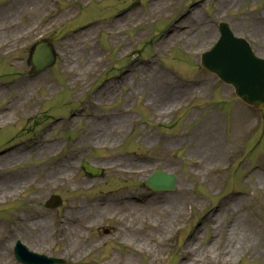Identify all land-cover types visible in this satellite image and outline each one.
I'll list each match as a JSON object with an SVG mask.
<instances>
[{
  "label": "rangeland",
  "instance_id": "rangeland-1",
  "mask_svg": "<svg viewBox=\"0 0 264 264\" xmlns=\"http://www.w3.org/2000/svg\"><path fill=\"white\" fill-rule=\"evenodd\" d=\"M29 1L0 0V59L4 60L0 62V65L4 64L12 68L3 67L2 69L0 66V85L16 79L18 75V79L25 81L36 78L26 75L29 70L26 58H28L29 48L42 38L49 39L57 48L56 50L67 57L66 46H69L72 38L74 42L71 47L77 45L80 47L77 48V51L85 53L82 48L87 49L88 46H84L80 39H82V34L85 31L95 27L93 25L105 24L115 18L111 23L116 25L115 21L118 18V21H121V30L117 36L114 33L113 37V32H109L107 29L109 25L103 29V34L100 35L102 37L97 34L93 40H89L90 45L93 43L96 49L105 54L104 58L109 53L111 62L107 64V67L108 69L112 67L110 72L102 78V74L93 75V77L87 76L85 57L80 56L75 59L77 62L71 66V69H76L80 73L77 75L80 80L76 81V75L67 72L68 69L63 68V66L65 68L67 66L59 61L60 66L58 65L54 74L53 72H46L37 76L41 77V80L39 78L37 82H34L35 89L38 88L36 93L39 94L32 102L35 104L31 105L29 109H25V119L19 120L17 124L13 125L14 127L0 126V159L12 150L31 145L42 135L45 136L44 141L50 139L56 141L55 147L50 152L56 151L57 146L58 148L62 147L59 153L57 152V155L52 158L43 157L45 159L36 160L37 151H32L30 154L20 151L14 160L9 159L8 162H17L18 164L13 167H6L0 172L5 174L4 177L0 178V194L15 190L18 196L9 202L0 203V227L3 231L0 236L3 234L4 237L11 231L19 237L16 239L26 245L29 250L48 257L62 259L61 264H96L104 261L110 253L119 255L123 259L125 255L133 253L129 248L140 247L141 241V238L136 242L130 239V242L127 241L129 245H123L119 243V239L116 237L119 217H124L127 220L126 216L123 215L129 214L130 210L133 211V206L142 207L131 199L126 201V196L129 197L132 194L137 198L149 199L152 203H148L147 208L161 205L163 200L166 201L167 198H174L182 209V216L178 222L181 224L179 228L182 230L177 231L174 238L168 241L166 245L168 251L163 264H175L176 258L177 262L181 259L180 247L191 238L194 231L200 228L198 240L203 243L202 245L210 243L214 233L212 234L208 230L206 225L208 223L204 222L206 215L216 211L219 208L218 205L225 199L227 201L233 198L239 208V215L229 218L227 223L234 222L235 219L240 221L243 216V224L247 226L245 228L249 231L251 239L246 240L244 238L245 240L237 249V253L231 257L230 262L227 258L228 264H264V183L260 184L255 176L258 167L264 168V114L254 110H248L249 113L246 112L238 106L239 103H237L230 88L223 86L214 76L201 69L197 70L199 55L208 51L218 39L216 25L220 22L227 23L235 36L247 39L255 54L264 58V0H169V8H165L164 12L153 14H150L151 5L158 0H79L77 1L81 6L79 12L73 7L76 0H63L65 4H63L61 11L49 0H44L39 9L28 6ZM68 2L70 3L69 6L66 5ZM138 2L141 3L142 7ZM185 11L191 12L202 22L200 24L195 23L190 18L192 17L191 13L187 17L185 16L188 13L181 16ZM128 16L130 19H127ZM180 20L182 21L180 22ZM206 26L211 29L210 34L204 33L203 36L206 35L204 42L192 41V38L199 34L200 29L205 30ZM4 29H6V33L3 32ZM73 29L75 30L73 31ZM258 29L262 31H258ZM184 32L185 38L190 39V46L181 44L180 48V45L175 42V38ZM99 37L101 38L99 43H94ZM165 40L166 42H164ZM163 42L170 43L163 47ZM108 45L110 50H108ZM105 50L109 52L107 53ZM96 56L98 57V55ZM147 62L150 63V66L144 67ZM151 71L158 73L152 76ZM177 73L180 75L179 77ZM117 74L121 77H127L125 85H118L111 91L113 93L111 95H107L106 93L110 91L105 89L102 94H99V101L95 106H84L83 110L76 112V104L86 105V97L95 91L94 84L98 80L112 82V78ZM184 77L189 80L184 82L186 84L196 82L191 97L189 95L190 90L186 89L182 95H178L175 99L163 98L166 106L162 107V104L152 103L151 109L158 116L166 114L175 108L177 109L182 98L183 102L179 106L180 108L183 106L182 111L169 119L158 116V119L153 118L152 112L145 104L150 93L156 90L168 92V87L164 85L163 79L168 82L179 83L182 82L180 78ZM82 79L86 81L85 85H88L83 95L76 93L77 84H81ZM60 84L61 86L64 85V89L61 88ZM48 85L54 89L50 94ZM130 89L135 90V95L128 97ZM10 94L12 93L3 94L6 96L0 99V108L4 106L7 100L11 99ZM212 97L214 99H211ZM193 98L195 100H192ZM96 100H98V93ZM3 101L4 103H2ZM7 103L0 112L4 113ZM210 107L211 109H209ZM215 107L219 111L213 109ZM32 108H34L33 111H31ZM124 111L135 114H133L134 116L131 114L129 116L122 115L121 112ZM87 113L93 114L100 120L95 121V119L86 117ZM16 114L14 115L15 119L19 115ZM72 114L73 116H71ZM70 116L71 118L67 121L68 124H71L69 127L57 123V126L51 124L53 121L64 120ZM114 116L122 118L126 116L124 118L125 123L120 129L121 133H117L116 137H106L104 134L103 137H98L97 141L101 142H97L95 147L93 145L77 146L74 142L77 134L88 128L90 140H87V143L94 144L93 134L105 133L106 124L110 123V120H114ZM260 116L263 117V125L261 126ZM240 117L243 118L241 121H239ZM254 120H256V127L253 131L250 133L244 131L242 135L238 136L237 142H242L238 152L232 151L233 153L230 154L229 146H222V142H220L217 144L224 147V150L219 157H207L203 154L204 143H202L201 138L209 144L216 141L214 134L209 133L213 124L219 123V135L231 139L233 135L230 130L235 132V122L237 127L241 129L245 125L250 127ZM58 129L63 130L62 135L68 130L73 139L64 140L60 135L61 130ZM57 130L60 136L57 135ZM192 130H197L195 140L191 142L185 139V142L181 141L182 145H177V136ZM147 132L154 135L149 141L143 139ZM64 138H69V135ZM167 145L168 151L171 149L173 151L165 152L164 150L160 152ZM213 148L214 145L210 154L213 153ZM66 153H69V157L75 154V157H70L67 160V162H72L71 165L75 170H77L76 163L84 159L104 167L106 172L103 180L89 182L79 173L76 174L77 171H74L68 189L62 187L66 183L64 179L59 183L61 187L56 184L53 188L55 189L53 193L58 192L63 197L62 205L66 203L65 206L71 205L73 208L70 214L76 217L80 216L77 221L74 220L66 226H69L70 233L76 229L82 234L83 237L79 240L78 245L63 243L59 239L61 232L59 227L53 225L52 219L55 216H59L61 219L64 213L61 211L53 212L44 208V202L53 189L47 187L48 182L44 184L46 181L43 180L44 174L40 173L42 172L40 169L54 167L64 173V161L59 160L61 157L64 158L63 155ZM131 154H135V156ZM226 154L230 156L227 162ZM75 158L78 161L73 162L72 159L75 160ZM197 162L202 165L207 162L220 164L213 167L214 172L211 171V178L217 176L216 178L220 179L216 185H213V188H209L212 187L211 178L203 177L201 169L197 172L200 173L197 177L190 176L189 171H195L194 166ZM36 166L39 168L34 171ZM109 166H114V169H110ZM142 167H144L145 172H148L144 175L141 172L142 177H139L140 173L139 176L134 175V177L129 175L131 169L140 171ZM155 169L175 174L177 187L182 186L183 190L189 187L190 191H185V195L179 194L178 188L169 194L149 193L142 186L146 178ZM20 170L24 176L22 174L13 175ZM207 170L205 168L203 172ZM72 172L73 170H69V175ZM111 196L118 197L120 201L115 204L108 203L106 200ZM189 196L197 198L196 201L200 202L199 208L195 206L191 211L192 213L185 212L184 209L185 200L189 199ZM240 200H243L240 203L241 207L239 206ZM100 204L104 205L98 208L101 211L96 213V206ZM74 208L79 209L75 210ZM90 209L93 213L87 215V211ZM36 210H40L45 218L50 221L46 233L48 244L44 245L43 248L36 246L31 248L29 242L32 238L28 240L22 235L20 225L14 226L17 218H19L20 222L18 223L20 224L28 223L29 219L26 215ZM81 211H83V215L78 214ZM66 213L69 214V212ZM106 213L109 214L107 216H113L110 221L102 218ZM136 213L142 220L151 222L154 219V215L147 210L142 214L139 210ZM140 218L133 223L134 226L140 224L142 221ZM239 221L238 223L242 222ZM12 242L11 240L8 241L9 247ZM258 244L259 247L256 248L259 253L252 248V245ZM9 247L8 258L11 264H18L13 258L12 249L9 251ZM95 247L98 248L96 253L92 254L91 257L85 256L88 249H96ZM120 250H125V252H120ZM162 252H156L154 255L161 257ZM136 254L133 256L138 264L151 262L149 261L150 257H138ZM170 255H174V257L170 259ZM221 255L219 253L217 256V264H221ZM81 256L83 258L80 259Z\"/></svg>",
  "mask_w": 264,
  "mask_h": 264
},
{
  "label": "bare ground",
  "instance_id": "bare-ground-1",
  "mask_svg": "<svg viewBox=\"0 0 264 264\" xmlns=\"http://www.w3.org/2000/svg\"><path fill=\"white\" fill-rule=\"evenodd\" d=\"M43 2L44 0H30L28 3V6H31L35 9L37 8L39 9L40 6L43 4ZM165 8H169V0H158L157 2H154L151 5L150 14L157 13V12H164L163 10H165ZM190 13L191 12H188V14L185 17L189 16ZM190 18L195 23L200 24L202 22L201 20L199 21L198 17H195L194 15H192V17ZM127 19H130V16H128ZM115 22H116V25L112 24L107 29L109 32L115 33L117 36V34H119L121 30V27H120L121 21L117 20ZM206 27L207 28H205V30L200 29L199 34L194 36V38H192V41L204 42V40L206 39V35L203 36L204 33L205 34L209 33L211 29L209 26H206ZM29 29L31 30V27H29ZM99 29L100 27L95 26V27H92L89 31H85L82 34L83 37L82 39H80V42H82L84 46L86 45L88 46L87 49H85V47L82 48L84 49L85 53H80L79 51H77L78 50L77 48H80L77 45H75L74 47H71L74 42V39L73 38L71 39L72 41H70L69 46H66V49L68 50V56L66 57V62H67V67L69 68L67 72H70L71 74H74L76 76L80 74L79 72H77L76 69H75L76 71L73 70V68L71 69L72 64L74 62H77V60L75 59H77L80 56L85 57V64L87 66L86 74L89 72H94L98 68V64L96 63V61H98V58L96 56L97 51L94 48H92V46L89 44V40L93 38V36L96 34V32ZM258 31H262V30L258 29ZM3 32L6 33L7 31L5 30ZM184 34L185 32L182 34H178L179 36L175 38L176 40L175 42H180L182 45L190 46L189 45L190 39H186ZM164 42H166V40ZM164 42H163V47L167 46L171 41L167 43H164ZM156 73L158 72L151 71L152 76L156 75ZM37 80L38 79H33V80L28 79L26 81L20 80L18 82L10 84L7 87H0V97H2L3 94H5L6 92L13 93V96L8 101V104H7L6 109L4 110V113L0 112V125L1 126L14 123L15 122L14 115L16 113H22L23 115H25L26 113L24 111L25 105L29 102L30 98L34 94V89L36 87L34 82H37ZM75 80H79V78L76 77ZM126 81L127 80L124 78L117 84L109 83L106 89L110 92L106 94L107 95L113 94L111 91H113L117 87V85L124 84ZM20 82L22 83L20 84ZM84 83L85 82L81 83L80 87L78 88V93H80L83 90L85 86ZM48 90H49L48 92H52L53 88L50 85H48ZM173 90L174 89L169 90L170 92L164 93V95H166V97L170 99H175L178 93ZM128 93H129L128 97H131L132 95H135V90L130 89ZM161 94H162L161 91H158V90L150 93L147 99V106L152 108L153 107L152 103L162 104V107L166 106L167 104L164 103L165 102L163 99L164 97H162ZM33 110L34 108H32L31 111ZM124 123H125L124 118H115L114 120L110 121V123L106 124V128L104 129L105 133L103 132L102 134H95L94 138L103 137L104 134L106 137H109V136L111 138L116 137L115 135H117V133H121L120 129ZM215 128H218V127L216 126L212 130H214ZM235 130L237 131L235 132L237 136H240L242 134V132L239 131L238 129H235ZM196 133L197 131H193L189 134V136L183 135L181 137L183 139L177 138L178 140L176 141L177 145H182V142L183 141L185 142V139L186 141L190 140L191 142H193L195 140V137L197 136ZM153 136H154L153 133L147 132L146 135L143 136L144 137L143 139L146 141H149L152 139ZM216 138H217V142L221 141L218 135ZM201 141L202 143H204V148L202 149V152L207 157H215V158L219 157L221 155L220 153L224 150V148L218 145L216 141H213L210 144L209 142L208 143L205 142L203 138H201ZM96 142L100 143L101 141H96ZM96 144L97 143H94V145ZM82 145H88V143L83 141ZM168 145L165 146L163 150L167 151ZM213 145H214L213 153L210 154L212 151ZM53 147H55V145L44 146V147L32 145V146L22 147L21 149H18L17 151H14L4 156L2 159H0V172L2 170H5L6 167H13L18 164L17 162H8V161L9 159L14 160L15 159L14 157L20 151H25L28 154H30L32 151L34 152L37 151L38 157L36 159H39V158L45 157L48 154L52 156L54 153L50 151L53 149ZM232 147L233 146H231V148ZM170 151H173V149H171ZM218 165H220L218 162H207L206 164L204 165L201 164L200 166V162H198L196 165V168L197 170L201 169V171L203 172L205 168L206 169L210 168V170H212L214 166H218ZM43 168L45 171L43 180L46 181L44 182V184L48 182L47 183L48 188L54 187L56 184L60 185L59 183H61V180H62L60 176L61 175L65 176L66 172L64 173L58 172L56 174L55 172L56 169L47 171L46 167H43ZM22 170L16 173H13V175L19 176L22 174V176H24V174L21 172ZM28 170L30 171V168H28ZM130 171H133V170L131 169ZM141 172H143V174H146V172L144 173V167L140 168V177L143 176ZM25 173L27 172L25 171ZM197 174H200V173H197ZM4 176L5 175L0 173V178ZM51 176H52V179H51ZM255 176L257 177V180L260 181V184H263L264 183V168L262 167L261 169H258L257 171H255ZM211 181H212V185H211L212 187H209V188H213L214 187L213 185H216L220 181V179L213 177L211 178ZM187 190L188 188L183 190V187L181 186L179 188V191L181 194H185L184 192ZM17 195L18 194L15 190H9L7 192H3L0 194V202L4 203L9 200L15 199ZM242 201L243 200H240V202L238 201L239 206ZM139 202H141L140 204H143L142 200H139ZM148 203L143 204L141 208L133 206V211L130 210L129 214L126 213L125 215H123V216H126L127 220H125L124 217L120 218L119 222H121V225L117 229L116 237L120 238V242L125 245L129 244L128 242H130V239L133 242L134 241L136 242V240H139L141 238L140 247H138L139 251L144 253L147 257H150L149 261H151L152 264H159V262L157 263V261L159 260V257L154 254L156 252L164 251L165 246L168 244V240L172 238L171 235L173 234V227H176L177 225H179L178 222L180 221V217L182 216L181 215L182 209H181V206H179L175 202L174 198L172 199L167 198L166 201H164L161 205L153 206L151 208H147ZM199 204L200 202L198 201L193 202V205L198 208H199ZM236 204H237L236 200L233 198H230L227 201L226 200L222 201L219 205V208L216 211L210 212L209 214L206 215L204 222L208 223L206 224L208 227V230H210L212 234L214 233L211 238L210 243H208V245L207 244L202 245L203 243L200 240H198L200 228L194 231L191 238L187 240L186 243H184V246L181 249V254H180L181 259L178 262V264H217L216 261L218 260L217 256H219V253L222 254L221 260H220L221 264H228L227 258L229 259V262H230L231 257L237 253V249H239V247L242 245L241 244L242 241H244L245 239L246 240L251 239L250 233L246 229L247 226L243 224V216L241 217L240 221L235 219L234 222H231L229 224L227 223V220L229 218H232L234 215L235 216L239 215V208L237 207ZM135 210L136 211L139 210L141 214L145 212V210H147L148 212L154 215V219L151 220V222H149V220H142V218H140L137 215ZM95 212L99 213V209L96 208ZM133 212H134V215H132ZM92 213L93 211L91 209L87 211V215H90ZM28 214L29 215H26L27 218L29 219L28 223L25 224L22 221L23 224H20L18 223L20 222V220L19 218H17L16 219L17 222L14 223V226L20 225L22 228L21 229L22 235H24L28 240L32 238L30 242L28 241L31 248H35V246L38 248H43L44 245L48 244L46 233H47V228L50 225L49 224L50 221L45 218L44 214L41 211H33V212H29ZM78 214L83 215V211L79 212ZM106 215L108 214L106 213L105 216ZM78 217L80 218L79 215ZM78 217L72 214L65 213L59 221H53L54 223L58 222L57 227H59V231L61 232L59 236V239L61 242L72 243L73 245L79 244V240L81 239V237H83L82 234H80L76 229H73L72 232L70 233L69 226L66 227L67 225L72 223L75 219H78ZM139 218L142 221L140 222L138 226H134L133 223ZM238 221L239 222L242 221V222L238 223ZM2 232H3L2 228L0 227V234ZM15 235L16 234H13V232L10 231L4 237H3V234L0 236V264H11L8 258V247H9L8 241L10 242V240H13L15 238ZM150 241H154V242L149 244L148 242ZM256 247H259V244L252 245V248H254L257 251V253H259V250ZM136 251H138V249H136ZM81 258H83V256H81L80 259ZM116 263L138 264L133 254L125 256L122 261H119V259L115 257V255H111L106 261H104V264H116Z\"/></svg>",
  "mask_w": 264,
  "mask_h": 264
}]
</instances>
